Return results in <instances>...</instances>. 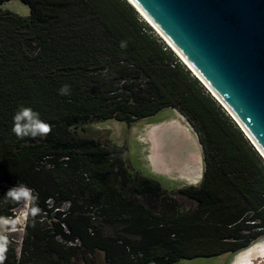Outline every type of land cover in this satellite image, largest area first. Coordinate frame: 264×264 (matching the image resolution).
<instances>
[{"label": "trees", "instance_id": "trees-1", "mask_svg": "<svg viewBox=\"0 0 264 264\" xmlns=\"http://www.w3.org/2000/svg\"><path fill=\"white\" fill-rule=\"evenodd\" d=\"M19 1L27 15L0 9V218L29 207L19 251L6 244L2 264H74L79 252L83 264H97V252L100 264H173L239 252L264 235L263 158L127 0ZM21 107L51 132L18 139ZM166 107L194 129L204 161L199 184L178 190L193 206L170 203L168 214L144 201L165 200L156 180L134 179L120 149L74 129ZM20 185L28 200L7 195Z\"/></svg>", "mask_w": 264, "mask_h": 264}, {"label": "water", "instance_id": "water-1", "mask_svg": "<svg viewBox=\"0 0 264 264\" xmlns=\"http://www.w3.org/2000/svg\"><path fill=\"white\" fill-rule=\"evenodd\" d=\"M127 1L193 69L186 66L264 160V0ZM177 113L187 127L174 122L188 135L192 127Z\"/></svg>", "mask_w": 264, "mask_h": 264}, {"label": "rangeland", "instance_id": "rangeland-1", "mask_svg": "<svg viewBox=\"0 0 264 264\" xmlns=\"http://www.w3.org/2000/svg\"><path fill=\"white\" fill-rule=\"evenodd\" d=\"M0 9H7L20 15H27L29 12L28 6L19 0L6 1L0 5ZM164 43L166 44L165 41ZM176 57L181 62L178 55ZM218 104L232 119L227 110L219 102ZM179 118L177 110L166 107L154 115L141 118L131 124L107 119L78 124L74 129L78 135L91 137L107 146L120 149L123 166L132 174L134 179L143 176L156 180L165 200L163 201L160 195H152L144 201L152 206L151 208L154 211L168 214L171 213L173 208L170 203H176L177 207L182 208L193 206V202L179 194L178 190L189 185L199 184L204 164L202 151L195 135L196 132L194 129L189 130L187 128V135L184 130L176 125L177 121L176 123L173 122L174 120L180 121ZM180 122L187 127L185 121L181 119ZM156 133L158 136H156ZM194 164L196 166H193L192 172H190L188 166ZM125 184L130 186L133 181H125ZM25 197L27 200L29 199L27 193H25ZM28 201L15 208L11 216L0 218V250L8 244L14 248V251H19V244L23 235L22 228L29 207ZM39 221L47 223L48 220L46 217H42ZM258 248L264 249V235L245 248L246 250L249 249L248 253L245 254L250 259L249 264H264V252H261ZM242 251L210 257L180 259L173 264H230V260L233 257H238L243 253ZM81 254L79 252L73 258L74 264H83ZM90 258L97 264L103 263L102 255L99 252L95 253L94 256L90 255ZM240 259L237 261L242 264Z\"/></svg>", "mask_w": 264, "mask_h": 264}, {"label": "clouds", "instance_id": "clouds-1", "mask_svg": "<svg viewBox=\"0 0 264 264\" xmlns=\"http://www.w3.org/2000/svg\"><path fill=\"white\" fill-rule=\"evenodd\" d=\"M120 46L124 48L127 46V44L126 42L121 41ZM59 94L69 95L70 94L69 85H63L59 89ZM12 132L15 134V136L18 139H24L25 137L28 138L31 137L34 139L38 137L42 138V137H46L51 132V125L41 120L39 117V113L34 111L32 108L21 107L13 116ZM25 193H27L29 196L32 195L31 191L28 190L26 186L23 185L13 186L7 191V195L15 200L26 198ZM3 259L4 257L0 255V264H2Z\"/></svg>", "mask_w": 264, "mask_h": 264}, {"label": "bare ground", "instance_id": "bare-ground-1", "mask_svg": "<svg viewBox=\"0 0 264 264\" xmlns=\"http://www.w3.org/2000/svg\"><path fill=\"white\" fill-rule=\"evenodd\" d=\"M141 13V11H140ZM142 14V13H141ZM142 16V18H144L150 25H152V23L142 14L140 15ZM153 26V25H152ZM154 27V26H153ZM155 28V27H154ZM155 30L160 34V32L155 28ZM155 31V32H156ZM160 36V35H159ZM167 41V40H166ZM167 43L170 45V47L172 48V50L178 54V57L180 58L181 62L183 64H186V66H188L191 70H193L187 63L186 61L179 55V53L172 47V45L167 41ZM193 72V71H192ZM194 73V72H193ZM194 75V74H193ZM193 166H196V164L192 165V166H188L189 169L191 170L190 172H192V169H193ZM260 249V248H258ZM246 250V249H245ZM249 250V249H248ZM248 250L245 251L244 253V250L242 251L243 253H241L238 257H237V260L240 259L242 257V259H240L241 263L242 264H249L250 262V259L245 255L246 253H248ZM261 252H264V249H260ZM239 261V260H238ZM236 262V264H240V262Z\"/></svg>", "mask_w": 264, "mask_h": 264}, {"label": "crops", "instance_id": "crops-1", "mask_svg": "<svg viewBox=\"0 0 264 264\" xmlns=\"http://www.w3.org/2000/svg\"><path fill=\"white\" fill-rule=\"evenodd\" d=\"M180 118H181V117H180ZM174 121H175V122L177 121V123L181 124V122H179L178 120H174ZM174 121H173V122H174ZM191 138H192V137H191ZM240 252H241V251H240ZM240 252H239V253H240ZM234 258H235V257H233V259L230 260V264H236V261H237L236 258H237V257H236L235 259H234Z\"/></svg>", "mask_w": 264, "mask_h": 264}, {"label": "built area", "instance_id": "built-area-1", "mask_svg": "<svg viewBox=\"0 0 264 264\" xmlns=\"http://www.w3.org/2000/svg\"><path fill=\"white\" fill-rule=\"evenodd\" d=\"M78 242H77V240H75L73 243H70V244H77Z\"/></svg>", "mask_w": 264, "mask_h": 264}]
</instances>
